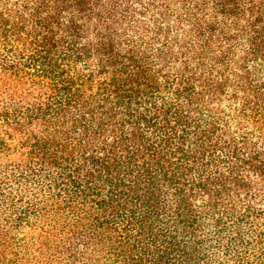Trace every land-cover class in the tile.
Returning a JSON list of instances; mask_svg holds the SVG:
<instances>
[{"label":"trees","instance_id":"obj_1","mask_svg":"<svg viewBox=\"0 0 264 264\" xmlns=\"http://www.w3.org/2000/svg\"><path fill=\"white\" fill-rule=\"evenodd\" d=\"M0 264H264V0H0Z\"/></svg>","mask_w":264,"mask_h":264}]
</instances>
